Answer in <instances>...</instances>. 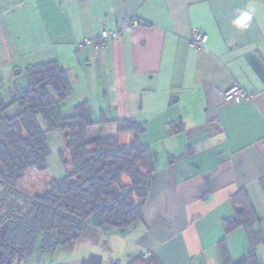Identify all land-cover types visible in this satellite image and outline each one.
<instances>
[{"label":"crops","instance_id":"obj_1","mask_svg":"<svg viewBox=\"0 0 264 264\" xmlns=\"http://www.w3.org/2000/svg\"><path fill=\"white\" fill-rule=\"evenodd\" d=\"M122 18L139 25L104 49H76ZM193 29L207 34L198 51L189 46ZM50 60L67 71L70 104L87 101L94 116L144 125L140 140L155 152V178L138 221L97 226L108 240L93 243L92 235L82 245L83 235L51 253L37 242L24 259L0 264H223L218 241L231 260L249 249L242 227H224L240 208L239 192L259 218L264 264V0H0L4 95L27 84L29 64ZM233 83L252 97L224 103L220 90ZM90 129L110 134L116 124ZM132 136L123 133V141Z\"/></svg>","mask_w":264,"mask_h":264},{"label":"trees","instance_id":"obj_2","mask_svg":"<svg viewBox=\"0 0 264 264\" xmlns=\"http://www.w3.org/2000/svg\"><path fill=\"white\" fill-rule=\"evenodd\" d=\"M28 82L14 86L7 100L0 93V262L24 259L39 242V251L51 253L74 245L88 230L126 229L142 216L156 172L153 149L140 140L144 125L133 119L108 120L94 116L87 101L70 104L72 86L65 67L57 60L29 64ZM45 123V129L40 123ZM116 124L110 134L90 137L97 125ZM60 132L64 147L59 156L66 168L52 178L41 194H25L17 185L31 170L44 171L49 154L47 134ZM133 133L123 141L122 134ZM68 153V157L65 155ZM240 208L224 220L225 231L245 230L249 249L231 260L223 240L218 250L223 264H259L256 247L263 242L256 229L250 199L237 193ZM90 219H95L90 223ZM89 233V232H88ZM151 255V254H150Z\"/></svg>","mask_w":264,"mask_h":264},{"label":"rangeland","instance_id":"obj_3","mask_svg":"<svg viewBox=\"0 0 264 264\" xmlns=\"http://www.w3.org/2000/svg\"><path fill=\"white\" fill-rule=\"evenodd\" d=\"M2 83V81L0 82ZM0 93H2L4 100L8 99V94L4 95V91H2L3 88H0ZM40 123L42 125V127L45 129V123L40 119ZM97 131H93V129H90V133L89 136L93 137L94 135H96ZM64 137L63 135H61L60 132H49L47 134V143L49 146V154L46 158V169L44 171H37V170H31L29 171L24 179L19 182V184L17 185V190H19L20 192H23L25 194H34V193H38L41 194L44 191L41 192L40 189H42V187H46V183H48V181L52 178H61L65 175V171L66 168L62 163V160L60 159L59 156V150H61L62 147H64V142L62 143ZM65 155L68 157V153L65 152ZM91 221H89L90 223H94L95 219H90ZM86 228L88 229L85 234H84V238L80 241V244L84 245V244H89V242L87 241L89 238H91V236L93 235L94 237V241H90V242H96L100 240L101 241L105 238L106 240H108V236L107 234H105L106 232L104 231H100L97 232L98 228H96L95 226H89L87 225ZM1 228H0V235H1ZM99 230H102V228H99ZM89 232V233H88ZM121 240V239H120ZM105 241V240H103ZM120 247V246H118Z\"/></svg>","mask_w":264,"mask_h":264},{"label":"built area","instance_id":"obj_4","mask_svg":"<svg viewBox=\"0 0 264 264\" xmlns=\"http://www.w3.org/2000/svg\"><path fill=\"white\" fill-rule=\"evenodd\" d=\"M139 25V21L135 18H122L113 29H102L98 36L94 38H83L76 44V49L84 46H92L95 50L104 49L108 39L117 38L120 33L132 27ZM207 41V34L200 29H193L189 39V46L194 50H199ZM220 94L224 103H229L238 97L251 98L252 95L245 91L239 84L233 83L228 88L220 90ZM151 252L147 251L145 256H150Z\"/></svg>","mask_w":264,"mask_h":264},{"label":"clouds","instance_id":"obj_5","mask_svg":"<svg viewBox=\"0 0 264 264\" xmlns=\"http://www.w3.org/2000/svg\"><path fill=\"white\" fill-rule=\"evenodd\" d=\"M247 18H248V17L245 15V16L241 17V18L237 21V23H238V24H242L243 21L246 20Z\"/></svg>","mask_w":264,"mask_h":264}]
</instances>
